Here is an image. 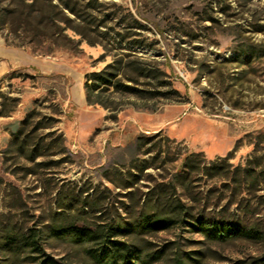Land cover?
I'll use <instances>...</instances> for the list:
<instances>
[{"label": "rangeland", "instance_id": "obj_1", "mask_svg": "<svg viewBox=\"0 0 264 264\" xmlns=\"http://www.w3.org/2000/svg\"><path fill=\"white\" fill-rule=\"evenodd\" d=\"M101 1L109 4L106 13H118L122 25L133 17L149 29L139 39L154 48L135 50L159 64L180 96L143 101L109 92L104 99L112 109L89 104L86 74L112 62L101 46L69 30L67 40L30 42L10 20L5 26L0 22V63L7 65L0 72V114L8 113L0 116V228H41L58 210L60 194L83 190H98L106 207L124 215L129 200L119 186L131 175H139L136 189L144 193L147 187L173 183L184 202L206 215L224 211L247 228L264 227V199L233 196L225 181L198 176L190 179V191L201 202L193 204L182 185L185 158L192 155L205 165L226 158L233 167L250 160L264 167V57L252 56L248 46L264 36L249 32L237 7L222 14L231 0ZM257 8L262 6L255 1L247 7ZM22 130L31 146L47 147L35 164L13 148ZM150 163L155 167L139 174ZM258 195L264 197V191ZM147 240L156 250L170 245L169 258L177 250L199 264H252L264 257V242L216 244L189 227ZM45 251L70 264H89L82 251L68 245L52 242Z\"/></svg>", "mask_w": 264, "mask_h": 264}, {"label": "trees", "instance_id": "obj_2", "mask_svg": "<svg viewBox=\"0 0 264 264\" xmlns=\"http://www.w3.org/2000/svg\"><path fill=\"white\" fill-rule=\"evenodd\" d=\"M250 1H255L262 9L248 11ZM4 2L0 0V22L5 26L10 20L15 32L30 38V42L41 38L67 40L65 32L69 30L90 45L101 46L105 55L112 57V62L101 71L85 76L84 90L89 104L112 109L104 99L109 92L143 101L180 96L159 64L140 56L135 50L136 47L154 48L139 39L149 29L133 17L128 23L123 19L126 23L122 25L118 13H106L108 3L101 0H10L1 7ZM233 7L246 16L244 20L251 34L264 36V0H231L230 5L221 9L222 14H227ZM208 21L215 22L212 18ZM248 46L252 56L264 57V41L248 43ZM241 56L242 53L238 52L239 59ZM7 115L4 110L0 114ZM12 145L15 152L31 164L48 152L47 147L39 144L31 146L30 135L24 130ZM198 158V155L185 158L187 174L182 178L183 189L193 204L201 202L192 197L190 191V179L198 176L225 181L223 186L232 189L233 196L246 193L258 200L264 199L258 195L264 191V167L260 163L250 160L245 167H233L229 159L224 158L205 165ZM152 167H155L154 163L143 165L139 174L143 175ZM139 182V175H131L119 186L129 200L128 206H123L124 215L115 207H106L98 190L91 194L83 190L78 195L60 194L56 203L58 210L41 228L38 225L28 229L16 226L0 228V264H70L66 259L46 254V245L52 242L82 251L89 264H159L165 260L169 264H189L190 260L199 264L190 254L177 250L174 257L169 258L170 245L156 250L147 240V237L178 226L189 227L192 232L216 244L241 239L264 242V227L258 223L247 228L237 220L228 219L224 211L214 217L206 215L196 205L184 202L173 183L147 187L144 193L136 189ZM252 264H264V257Z\"/></svg>", "mask_w": 264, "mask_h": 264}, {"label": "crops", "instance_id": "obj_3", "mask_svg": "<svg viewBox=\"0 0 264 264\" xmlns=\"http://www.w3.org/2000/svg\"><path fill=\"white\" fill-rule=\"evenodd\" d=\"M2 56H4V55H2ZM11 56L14 57V59L11 57L12 61H15V59H18L17 53L11 54ZM6 69H7V65H5V63H0V72L3 73Z\"/></svg>", "mask_w": 264, "mask_h": 264}]
</instances>
